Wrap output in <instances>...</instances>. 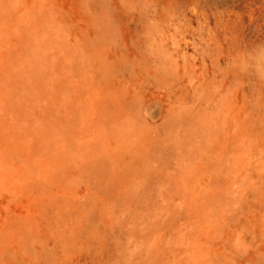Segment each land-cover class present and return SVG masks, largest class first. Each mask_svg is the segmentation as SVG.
<instances>
[{"label":"rangeland","instance_id":"rangeland-1","mask_svg":"<svg viewBox=\"0 0 264 264\" xmlns=\"http://www.w3.org/2000/svg\"><path fill=\"white\" fill-rule=\"evenodd\" d=\"M0 264H264V0H0Z\"/></svg>","mask_w":264,"mask_h":264}]
</instances>
